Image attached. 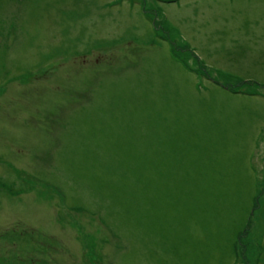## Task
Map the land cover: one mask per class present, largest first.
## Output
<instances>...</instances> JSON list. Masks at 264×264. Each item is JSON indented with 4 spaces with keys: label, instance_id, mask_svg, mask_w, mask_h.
Returning a JSON list of instances; mask_svg holds the SVG:
<instances>
[{
    "label": "rangeland",
    "instance_id": "rangeland-1",
    "mask_svg": "<svg viewBox=\"0 0 264 264\" xmlns=\"http://www.w3.org/2000/svg\"><path fill=\"white\" fill-rule=\"evenodd\" d=\"M0 264H264V0H0Z\"/></svg>",
    "mask_w": 264,
    "mask_h": 264
},
{
    "label": "flooded vegetation",
    "instance_id": "flooded-vegetation-1",
    "mask_svg": "<svg viewBox=\"0 0 264 264\" xmlns=\"http://www.w3.org/2000/svg\"><path fill=\"white\" fill-rule=\"evenodd\" d=\"M156 12H157V10H156Z\"/></svg>",
    "mask_w": 264,
    "mask_h": 264
}]
</instances>
